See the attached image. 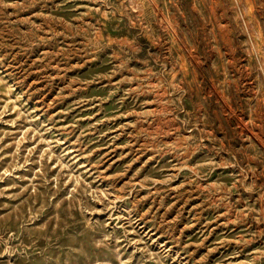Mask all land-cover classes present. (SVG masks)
Returning a JSON list of instances; mask_svg holds the SVG:
<instances>
[{"label": "rangeland", "instance_id": "rangeland-1", "mask_svg": "<svg viewBox=\"0 0 264 264\" xmlns=\"http://www.w3.org/2000/svg\"><path fill=\"white\" fill-rule=\"evenodd\" d=\"M0 264H264V0H0Z\"/></svg>", "mask_w": 264, "mask_h": 264}, {"label": "bare ground", "instance_id": "bare-ground-1", "mask_svg": "<svg viewBox=\"0 0 264 264\" xmlns=\"http://www.w3.org/2000/svg\"><path fill=\"white\" fill-rule=\"evenodd\" d=\"M224 96V95H223ZM223 100V99H222Z\"/></svg>", "mask_w": 264, "mask_h": 264}]
</instances>
